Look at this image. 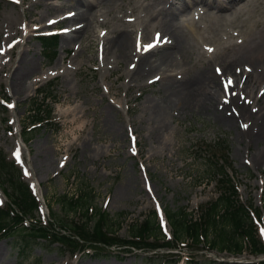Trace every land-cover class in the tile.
Instances as JSON below:
<instances>
[{
  "label": "rangeland",
  "instance_id": "obj_1",
  "mask_svg": "<svg viewBox=\"0 0 264 264\" xmlns=\"http://www.w3.org/2000/svg\"><path fill=\"white\" fill-rule=\"evenodd\" d=\"M78 1L19 0L17 3L0 0V103L5 106L0 111L1 158L7 163L6 173L12 171L8 165L14 164L16 169H20L21 180L33 189V183L39 182L42 195V210L34 218H28L26 224L47 227L54 217L57 220H54L56 231H59L61 224L82 223L84 211L74 212L70 204L73 196L82 199L81 203H91L90 215L96 209L108 213L109 226L120 238H129L130 227L152 212L157 214L164 232L171 237V227L165 217L168 211H184L195 217L201 204L219 196L218 177L213 172L217 169L215 161L218 163L222 155L230 166L228 170L237 185L240 201L252 204L256 209L264 208V159L257 164L253 155L254 151L264 149V140H244L238 132L240 127L243 129V124L236 121L230 127L205 110H187L183 99L174 102L172 96H168L170 91L166 89L165 82L157 81L160 77L158 71L157 76H153L154 73L140 81L144 87H135L139 80H130L131 66L127 62L117 65L111 54L104 53L101 39L95 36L96 25L102 28V37L108 39L120 30H129L134 47L135 37L144 31V23L137 17L144 14L146 19L144 6L148 1L96 0L86 5ZM171 1L173 7L184 5V0ZM135 6L138 10L132 13ZM29 7L32 9L31 17L28 16ZM79 10L85 18L68 19ZM192 10L191 16L196 23L203 24V3ZM255 14L253 2L230 18L238 22ZM26 16L27 22L24 21ZM48 17L54 26L39 28ZM189 17H178V24H186ZM30 18L33 21H29ZM27 23L29 29L24 34ZM76 23L89 25V28L66 49L65 33L71 29L68 26ZM220 24L215 22L212 28L216 30ZM151 25L155 28L150 26L145 30L149 40L153 30L168 35L169 31L163 27L160 18L153 20ZM181 31L185 48L178 64L172 67L176 70H169L167 75L207 63V58L198 55L203 42L186 25ZM48 32L60 34L56 54L53 50L46 51L41 44L40 37ZM165 51L172 53L174 49L166 48L149 56L159 63ZM22 55L27 56L34 72L24 78L21 95H14L12 76ZM50 58L53 59L51 62ZM171 59L172 56L167 58L168 61ZM215 64L220 62L211 64L213 71ZM50 82L55 85L52 93L58 98L56 102L48 100L54 106L52 122L25 142L20 131L24 118L33 113L30 112L31 100L37 96L38 87ZM240 93L234 98L239 99ZM148 98L169 106L164 129L159 132L151 130L149 119L142 115L139 107ZM110 105L118 107L115 114L109 112ZM257 109L260 105L254 107ZM232 110L231 107L226 108L228 112ZM252 114L255 117L256 113ZM107 117L109 124L105 122ZM134 118L142 130L149 133L145 144L139 142V133L131 130L130 120ZM120 124H125L126 128L124 126L121 134L116 135L113 126ZM164 138L165 144L167 140L173 143L169 145L175 151L171 157L172 164H175L173 169L167 167L169 156L162 147L158 149L161 152L148 159L151 146H157ZM17 150L21 152L19 160L15 155ZM8 179L9 174H0V185L6 181L8 186ZM141 195H146L143 202L138 201ZM8 203L9 198L0 190V205L8 208ZM258 227L262 234L264 221L258 223ZM65 249L49 239L43 240L33 234L21 236V232H17L13 237L0 239V261L4 264H257L264 260V255L255 256L248 251L240 255L219 252L207 243L196 246L180 242L159 254L111 247L98 249V252L87 249L71 255Z\"/></svg>",
  "mask_w": 264,
  "mask_h": 264
},
{
  "label": "bare ground",
  "instance_id": "obj_2",
  "mask_svg": "<svg viewBox=\"0 0 264 264\" xmlns=\"http://www.w3.org/2000/svg\"><path fill=\"white\" fill-rule=\"evenodd\" d=\"M106 1L112 2L114 0ZM143 1H148L144 6L145 11H147V17L144 19V14L137 17L138 20L143 21L144 31L139 33L138 38L135 37L134 47H132V33L129 30L123 29L117 33V30H115L116 35L108 39L102 37V28L96 25L94 32L97 35L95 36L101 39L104 53L111 54L117 65L127 62L131 66L128 73L130 80H133V78L136 81L139 80L135 87H144L142 82L154 73L153 76H157L156 71H158V74H160L159 81L165 82L166 89L170 91L168 96H172L174 102L183 99L188 106L187 110L196 108L200 112L205 110L207 113L214 115L216 120L230 127H233L236 121L239 124L247 125V128L243 127L242 129L240 127L238 131L240 136L243 135L244 140H264V6L262 5V0H185L184 5L177 7H173L171 0ZM78 2H84L86 5V3H95L96 0H80ZM253 2L256 11L254 16L246 17L238 20V22L230 18V15L237 12L241 13L249 3ZM199 3H203L202 14H205V18H202L204 23L200 25L191 16L193 13L192 9ZM159 5L163 6L158 7ZM56 8L58 9V7ZM28 10V16L31 17V7ZM137 10L138 7L135 6L131 12L136 13ZM184 15H189L190 17L185 20L186 24L182 23L179 25L178 17ZM78 17L81 20L85 18V15L79 10V12L72 14L68 19L73 20ZM157 18L161 19L164 25L162 26L169 31L168 35L166 36L165 34L163 37L167 38L166 43L161 42L148 54L138 53L136 50L138 39L144 45L153 43L155 34L153 33L152 40L149 41V34L145 30H148L150 26L154 29L155 25H151V22ZM27 19L26 16L24 21ZM50 19L51 17L47 19L49 22L44 20V23L39 28L45 27L47 29L48 27H53L54 23L50 22ZM215 22L221 23L220 28L216 30L212 28V24ZM28 24L24 25V34L29 29ZM183 25H186L192 34L203 42L198 55L199 57L204 56L207 58V63L199 64L201 67L184 68L181 71L167 75L169 70H176L172 67L178 64L185 48L181 40V36L184 35L183 31L179 32ZM68 27H71V30L65 33L67 34L65 38L66 49H68L70 43H76L77 39L81 38V35L88 30L89 25L76 23ZM260 27L262 29L258 30ZM166 48H173L174 51L172 53L165 51L160 58L162 61L159 63L149 56ZM209 48L213 51H208ZM141 53L146 52L141 51ZM138 55L142 56L135 59L134 57ZM170 56H172V59L168 61L167 58ZM217 61L220 64H215L213 71L211 64ZM109 63L111 62L109 61ZM163 66L165 69H163ZM218 69L219 71H217ZM32 72H34L33 65L28 62L26 55H22L12 76L14 95H21L24 88L23 80ZM229 80L232 83L226 89L225 85L228 84ZM234 91L236 94L230 96ZM239 92H241L239 94L240 98H234ZM228 96H230L229 101L227 100ZM161 98L163 101L166 100L164 97ZM259 105L260 109H257L258 111L254 110V107H259ZM139 107L142 115L149 119L151 130L159 132L164 129L168 105H163L159 100L148 98ZM229 107L233 109L232 112L226 111V108ZM78 110L81 112V109ZM116 111H118V107L110 105L109 112L115 114ZM259 111L261 113H258ZM252 113H256L255 117ZM105 122L109 124L110 119L107 117ZM130 122H132L130 123L132 126L131 130L139 133L137 137L139 142H144L145 144L149 133L146 134L142 130L137 119H131ZM124 126L126 128L125 124ZM124 126L122 124L113 126L116 135L121 134V129H124ZM164 140L165 138L160 140L157 146H151L148 159H152L155 153L161 152L158 149L162 147L167 151L166 155L169 156L167 167L173 169L175 164H172L173 159L171 157L175 154V151L174 147L171 148L169 146L173 143L171 140H167L165 144ZM115 146H118V144H115ZM152 150L153 152H151ZM253 155L255 156L254 161L259 164L264 159V149L254 151ZM33 184L36 192L39 196H42L38 188L39 182L36 181ZM153 191L155 192L154 187ZM145 197L146 195H141L138 201L143 202ZM0 264L4 263L0 261Z\"/></svg>",
  "mask_w": 264,
  "mask_h": 264
},
{
  "label": "trees",
  "instance_id": "obj_3",
  "mask_svg": "<svg viewBox=\"0 0 264 264\" xmlns=\"http://www.w3.org/2000/svg\"><path fill=\"white\" fill-rule=\"evenodd\" d=\"M58 40V36L40 38L46 51L55 49ZM54 89L53 83L38 89L37 97L31 102L33 113L24 118L22 135L25 141H29L37 130L42 129L43 125L53 119L54 106L48 100L52 99L53 102L58 100L57 96L52 93ZM6 164L0 153V174H9L8 186L2 185V188L7 192L10 200L8 208H0V235L2 236H15L17 232H21L22 235L27 232L45 240L49 239L53 243H59L61 248L66 247L71 253L83 251L87 247L95 250L119 247L130 251L134 248L150 251L171 248L180 241H188L196 246L207 243L219 251L234 254H241L245 250L254 255L264 253V242L259 236L252 214L254 213L261 220L263 211L261 208L256 209L252 204L245 205L240 201L236 185L227 173V165L223 164V161L214 163L217 169L213 174L218 177L220 190L216 199L201 204L195 217H191V214L184 211H168L167 217L171 225L172 239L164 233L155 212L133 224L130 227L129 238H120L117 232L111 229L113 227L109 226L108 213L96 209L94 212L91 211L90 215L91 203L88 201L81 203L82 199H75L73 196L70 204L74 212L84 211L82 223H73L70 226L61 224V229L56 231L57 220L52 217L53 222H50V226L41 225L28 228L24 225L25 219L36 215L39 201L28 184L21 180L20 170L16 169L14 164H10L8 166L12 171L6 173ZM4 183L6 184V181ZM91 222H93L92 225H90ZM261 264H264V261Z\"/></svg>",
  "mask_w": 264,
  "mask_h": 264
},
{
  "label": "snow or ice",
  "instance_id": "obj_4",
  "mask_svg": "<svg viewBox=\"0 0 264 264\" xmlns=\"http://www.w3.org/2000/svg\"><path fill=\"white\" fill-rule=\"evenodd\" d=\"M17 2H19V0H17ZM102 35H104V34L102 33ZM160 43H161V37H160V34H159V33L157 34L154 43H149V44L144 45V44H141V42H140L139 39H138L137 50H138V51H141V50H142V51H145V52H146V51H149V50L155 48V47L158 46ZM208 51H213V50H212L211 48H209ZM217 71H219V69H218ZM231 83H232V81L229 80L228 84L225 85V88L227 89V87H228L229 84H231ZM243 127L247 128V125H243ZM133 141L135 142V137H133ZM133 150H134V149H133ZM15 155H16V157H17V160H19V159H20V152H19V150H17V152L15 153ZM25 174H26V175L28 174L27 171H25ZM150 190H151V189H150ZM262 234H264V229H262Z\"/></svg>",
  "mask_w": 264,
  "mask_h": 264
}]
</instances>
